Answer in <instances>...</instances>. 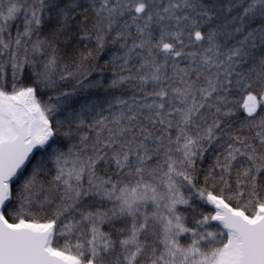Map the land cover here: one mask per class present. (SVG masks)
Here are the masks:
<instances>
[{
  "label": "snow or ice",
  "instance_id": "6c2138e0",
  "mask_svg": "<svg viewBox=\"0 0 264 264\" xmlns=\"http://www.w3.org/2000/svg\"><path fill=\"white\" fill-rule=\"evenodd\" d=\"M0 264H264V0H0Z\"/></svg>",
  "mask_w": 264,
  "mask_h": 264
}]
</instances>
